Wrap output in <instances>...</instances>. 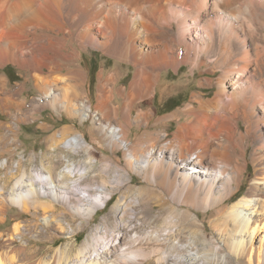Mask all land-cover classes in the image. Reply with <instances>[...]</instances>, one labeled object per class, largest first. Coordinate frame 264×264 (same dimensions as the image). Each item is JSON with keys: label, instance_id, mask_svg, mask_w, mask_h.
Instances as JSON below:
<instances>
[{"label": "bare ground", "instance_id": "obj_1", "mask_svg": "<svg viewBox=\"0 0 264 264\" xmlns=\"http://www.w3.org/2000/svg\"><path fill=\"white\" fill-rule=\"evenodd\" d=\"M90 49L134 68L129 85L121 87L115 73L104 75L101 70L94 105L88 94H81L85 73L67 68ZM7 64L29 72L26 81L34 80L38 97L23 113L25 100L18 101V96L26 91V83L9 90L7 78L0 76V110H15V122H8L7 132L0 134V156L17 149L16 122L51 107L90 119L108 135L112 149L123 148L125 166H117L123 172L115 179L117 187L105 180L97 188L83 186L87 174L73 158L91 144L82 134H54L50 150H63L54 155L57 160L49 155L43 171L35 173L18 162L20 176L9 188L0 185V221L10 206L24 213L40 210L44 229L73 235L86 227H74L76 219H92L105 207V195L125 184L126 169L142 173L162 189L147 196L160 212L167 211L166 217H157L162 226L144 232L141 223L147 213L133 211L144 207V194L138 191L136 198L126 200L121 193L112 212L120 221L129 215L130 221L114 222L116 230L110 234L107 226L97 227L78 249L72 244L58 248V264H145L150 258L154 264L214 261L210 252L216 255L218 245L195 254L201 238L182 239L181 227L189 230L199 220L176 205L210 210V224L224 238L219 243L229 255L247 264H264V0H0V67ZM183 65L193 75L196 70L207 74L199 86L215 89L214 95H193L182 110L183 121L175 115L157 120L181 121L171 139L154 134L156 144L132 147L126 140L127 125L147 123L154 115L132 117L136 101L156 91L163 70L178 72ZM116 99L122 104H115ZM62 162L64 168L55 173ZM249 166L251 179L235 199ZM11 170L8 162H0L5 175L14 176ZM29 230L15 223L7 240L25 243L20 235ZM8 264H14L12 257Z\"/></svg>", "mask_w": 264, "mask_h": 264}, {"label": "rangeland", "instance_id": "obj_2", "mask_svg": "<svg viewBox=\"0 0 264 264\" xmlns=\"http://www.w3.org/2000/svg\"><path fill=\"white\" fill-rule=\"evenodd\" d=\"M69 64L70 63H68L67 68L71 69L72 67H76L85 73L86 85L81 90V94H88L92 105L96 104V95L100 84L98 76L101 70L104 71V75L115 73L118 78L117 85L120 87L129 85L134 72V68L129 64L120 63L116 59L106 56L96 49L82 51L81 56L74 66ZM67 70L66 68L65 70L63 69V73ZM162 72V77L156 91L148 97L136 101L134 105L132 117H135L138 113L146 112H150L154 115L147 123L137 124L132 121L127 125L128 130H130L126 140L132 147H147L156 144V140L152 139L154 134H164L161 138L163 141L171 139L178 124L184 120V113L182 114V110L187 104L191 103L193 95L207 93V98L214 95L215 89L201 88L199 86L200 79L207 76V74H201L196 70L193 75L187 65H183L178 72L172 69L163 70ZM0 76L7 78V88L9 90H14L19 84L26 83V91H24L20 97L18 96V101L25 100L22 111L23 113L24 111H28L33 97H38V93L33 88L34 80L30 78L28 79L29 81H26V78L29 77V72L20 70L11 64H7L0 67ZM211 77L214 78V76ZM114 103L121 105L122 100L116 99ZM193 105L197 106V104L194 103ZM14 111L15 110L4 112V110H0V122L2 123L0 126V134H5L7 132L6 125L8 122H15ZM74 113H76V111L54 110L51 107H46L32 116L30 115L29 120L16 122L18 128L17 141L14 145L17 146V149L13 150L8 155L3 154L0 156V162H8L9 165L12 166L10 172L14 176L10 177L9 175H5L3 171H0V185L6 184L9 188L20 176V172H17L18 162L21 163L22 168H25L28 173H35L39 169L43 171L42 167L49 161V155L51 160H57V157L54 155L63 150L62 148L54 152L50 150V137L54 134L57 136L65 134V136L82 134L87 142L91 144L89 146H83V149L73 158L75 163L78 162L82 165L81 171L87 174L85 179L82 180L83 186L97 188L102 184L103 180L110 182V184H115L117 182L115 179L118 178L119 172L121 174L123 173L117 166H125L123 148L122 150L119 148L112 149L107 140L109 138L108 135L103 136L98 130V126H95L90 119L80 120L76 118ZM170 115H175L177 118L181 117L182 119L181 121L165 120V122H157L158 119ZM14 145L10 150L15 148ZM65 154L67 153L65 152ZM65 164L64 162L58 163L55 173H58L64 168ZM89 165L93 166L89 168ZM124 171V179H126L125 184L119 186L118 189L112 188L115 190L105 195L108 199L105 207L100 209L92 219H76V221L72 223L74 227L75 225L81 224L86 225V227L75 231L73 235L61 233L54 229H44L42 222L43 214L40 210L38 213H35L34 210H30L29 213H24L16 206L8 207L2 221H0V261L2 264H8L9 257H12V262L14 264H58L57 258H54L58 248L64 250L65 245L72 244L75 249H78L90 232L97 227L101 230L103 227L107 226L110 231L109 234L111 232L113 233V231L116 230L113 225L114 222L130 221L129 215L124 216L120 221L118 213L112 212V204L115 199L120 197L121 193L126 197V200L129 198H136L138 191L144 194L147 200L144 207L142 209L133 210L136 215L141 212L147 213L148 218H145L144 223L140 221L144 232L161 227L162 225L157 221V217L159 215L160 217H166L168 213L166 210H161L160 212L158 204L153 200L147 199V196L149 193L160 194L162 193V189L159 188L157 182L146 180L142 173L132 172L126 169ZM251 172L252 167L249 166L245 175L246 178L235 199H238L244 194L248 182L251 179ZM113 186L117 187L116 184ZM176 207L182 211L184 210L191 214H195L199 220L197 226L189 230L181 227V237H183V240L196 241L198 238H201L197 243V247L192 251L193 253L197 254L206 251L209 247L212 248L218 245L220 249L216 255L210 252V257H216V260L214 259V261L208 264H247L244 259L238 260L234 257L232 258L227 249L221 246L222 243L219 242L224 240V238H221V235L216 233V230L210 224V219L207 214L210 210L196 209L184 205L181 207L176 205ZM57 208L62 210L60 206H57ZM18 222L22 223L23 228L26 227L30 229L29 232L22 231L21 233L25 243L20 240H7L12 232L13 225ZM257 241L258 240H256L254 245H257ZM57 254H59V252ZM222 258L223 260L221 261ZM154 260L155 258H150L148 260L149 262L146 261L145 264H154ZM65 262L67 261L62 260L59 264H65Z\"/></svg>", "mask_w": 264, "mask_h": 264}, {"label": "built area", "instance_id": "obj_3", "mask_svg": "<svg viewBox=\"0 0 264 264\" xmlns=\"http://www.w3.org/2000/svg\"><path fill=\"white\" fill-rule=\"evenodd\" d=\"M22 237V234L20 235ZM18 240V239H17Z\"/></svg>", "mask_w": 264, "mask_h": 264}, {"label": "trees", "instance_id": "obj_4", "mask_svg": "<svg viewBox=\"0 0 264 264\" xmlns=\"http://www.w3.org/2000/svg\"><path fill=\"white\" fill-rule=\"evenodd\" d=\"M174 108H175V107H174ZM172 109H173V108H172ZM172 109H171V110H172Z\"/></svg>", "mask_w": 264, "mask_h": 264}]
</instances>
